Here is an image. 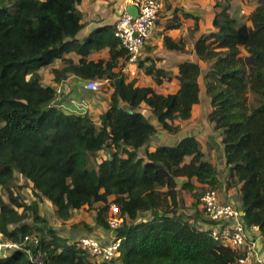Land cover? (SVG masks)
<instances>
[{
  "label": "trees",
  "instance_id": "16d2710c",
  "mask_svg": "<svg viewBox=\"0 0 264 264\" xmlns=\"http://www.w3.org/2000/svg\"><path fill=\"white\" fill-rule=\"evenodd\" d=\"M78 3L0 0V233L14 243L37 236L46 264L237 263L243 252L219 243L182 212L186 207L179 190L191 193L198 208L208 189L222 187L199 142L187 137L176 145L149 149L157 127L142 107H148L160 128L175 133L174 120L190 119L200 102V65H179L176 93L137 86L136 79L128 81L121 72L118 63L126 51L114 36L91 37L84 44L77 40L83 28ZM217 7L215 31L195 43L198 58L212 62L205 76L212 106L208 120L221 135L229 166L227 187L233 182L241 186L242 218L264 239V0L247 16L251 26L239 24L228 5ZM164 44L169 50L185 49L182 41L168 36ZM106 47L110 60L85 59ZM71 52L83 58L78 65L66 61L68 67L54 70L57 82L68 71L83 79L110 81L113 92L99 125L88 113H65L55 103L56 90L42 84L38 71ZM144 69L157 84L168 77L154 63ZM101 151L106 157L92 165L91 157ZM19 175L64 222L75 210L104 204L94 227L82 223L87 230L111 231L107 214L111 205L118 207L123 219L115 231L121 239L120 256L111 263L87 260L72 239L47 224L37 201L27 203L16 193L13 183ZM181 178L185 180L179 188ZM195 214L202 212L197 209ZM38 248L32 250L35 255ZM0 264L38 263L18 250L0 257Z\"/></svg>",
  "mask_w": 264,
  "mask_h": 264
},
{
  "label": "crops",
  "instance_id": "0c3cea01",
  "mask_svg": "<svg viewBox=\"0 0 264 264\" xmlns=\"http://www.w3.org/2000/svg\"><path fill=\"white\" fill-rule=\"evenodd\" d=\"M134 0H79L77 9L81 14L83 28L77 35V40L84 44L89 38L94 40H104L114 36V25L118 16L133 6ZM161 4L158 19L155 28L144 47L140 60H144L145 67L154 63L156 68L163 70L167 78L163 79L161 84H157L152 76L146 75L142 71L139 63V75L136 79L137 86H150L157 92L164 95L176 93L179 89V65L184 62H195L201 67L199 77L200 102L192 110L191 118L188 120L176 119L173 122L178 130L175 133H169L159 127L157 120L151 116L147 106L142 110L151 123L157 127V134L153 142L149 145L150 150H154L160 145H176L183 138L191 137L201 145L205 154V159L210 161L219 172V179L222 187L219 190L220 199L223 202L230 203L239 208L241 202V186H236L233 182L227 187L229 180V166L226 163L224 146L221 142L220 132L214 130V124L209 122L208 116L212 112L211 99L206 93L205 76L210 71L212 62L201 61L195 52V43L205 35L215 31L213 22L216 13L221 9L217 3L228 5V13L235 17L239 24L246 23L251 26L247 16L258 6L259 0H158ZM168 36L174 41H182L185 45L184 51L169 50L164 44V37ZM115 37V36H114ZM245 54V53H244ZM83 58L82 55L75 52L65 54L63 58L56 59L50 66L38 71L42 77L44 86H51L56 90L55 103L60 109L68 114H85L92 116L95 123L99 121L100 116L109 108L111 94L113 92L108 79H83L72 72H66L55 80L54 70H61L68 67L66 61H71L73 65H78ZM87 61L98 62L99 60H110V48L106 47L99 51H92L86 58ZM119 67L122 69L124 59L119 60ZM118 71V68L116 69ZM104 81L107 87L101 92H94L86 89L89 81ZM130 81L131 79H127ZM103 87V86H102ZM163 89L164 91H161ZM97 124V123H96ZM99 125V124H98ZM190 158H187L189 161ZM179 180V186L184 181ZM30 188L32 184H29ZM179 187V188H180ZM32 190V189H31ZM193 199H187V209L189 220L197 224L201 229L208 230V220L204 215L201 205L198 208L193 207ZM51 204V203H50ZM52 205V204H51ZM202 212L198 217L196 210ZM40 210V206H39ZM77 211V210H75ZM94 224V223H93ZM89 223L90 226L94 227ZM81 237H95L106 243L112 238L110 231H105L100 235V231L94 228L89 234L84 231ZM58 233V232H57ZM78 233H70V236H76ZM93 233V235H92ZM60 236L64 235L58 233ZM255 240V250L259 257L264 254V239L260 236L258 229L253 231ZM92 235V236H90ZM79 236V237H80ZM257 236L259 239H257ZM71 239L69 236L66 237ZM235 264H242L239 261ZM246 264H260L257 260H252Z\"/></svg>",
  "mask_w": 264,
  "mask_h": 264
},
{
  "label": "built area",
  "instance_id": "2783aa9c",
  "mask_svg": "<svg viewBox=\"0 0 264 264\" xmlns=\"http://www.w3.org/2000/svg\"><path fill=\"white\" fill-rule=\"evenodd\" d=\"M132 5L138 9L137 16L134 17L124 10L114 25V36L126 51L121 72L131 80L138 78L140 56L155 28L161 8L158 0H134ZM102 86V81H89L86 84V89L101 92ZM200 201L204 215L209 221L208 230L216 241L243 252V258L239 260L242 264L252 260L264 264V254L259 257L255 250L256 236L253 231L258 228L255 226L247 228L242 221L240 208L223 202L220 199L219 191L213 189H208L201 196ZM107 221L113 235L109 242L104 243L95 237H81L71 241L76 243L78 249L99 263H111L120 256L121 239L117 237L115 231L122 225L123 219L120 217L118 207L110 206ZM257 239H259L258 236ZM39 244V239L35 235L26 236L22 243H14L5 240L0 233V257L11 256L13 252L21 250L26 252L30 261L46 264L41 248H38ZM37 248L38 252L35 255L32 250Z\"/></svg>",
  "mask_w": 264,
  "mask_h": 264
},
{
  "label": "rangeland",
  "instance_id": "374dc122",
  "mask_svg": "<svg viewBox=\"0 0 264 264\" xmlns=\"http://www.w3.org/2000/svg\"><path fill=\"white\" fill-rule=\"evenodd\" d=\"M139 62L144 63V60H139ZM144 67L145 66L143 64V69H142L143 72L145 70ZM102 83H103V89L106 88L107 83L104 84V81H102ZM160 90L164 91L163 89H160ZM96 123L98 125L99 121H97ZM152 142H153V140H151L149 145H151ZM153 146H158V144L154 142ZM106 155L107 154L105 151H101L98 154H96L95 156L91 157L92 165L96 166L99 162H101V160H103L106 157ZM13 188L16 191V193H18V195L21 197V199L25 200L27 203L37 201L39 206H40V214L47 221V224L51 228H53L56 232L64 235L65 237L69 236L72 240H76V239L81 238V236H80L81 233H78V232H83L82 234H85V232H84L85 230L89 234L92 232L93 229L87 230L83 226L82 223H85L88 225H89V223H91V224L94 223L93 224V226H94L98 208H100L101 206L102 207L105 206L104 204H96L93 207H84L83 209L73 211L71 219L69 221L64 222L57 217V215L55 213V208L50 204V202L44 196L38 198L35 195H33V192L31 190L29 184L27 182H25L20 175L17 176V179L14 181ZM1 195L5 201L8 200L6 191L2 190ZM179 197L181 199H183V201H185L184 205H185L186 209H187V203H186L187 199L191 198L194 201L196 200L192 197L191 193H189L188 191H185V190H179ZM109 201L110 202L113 201V197H111ZM195 206L196 205L194 203V207ZM182 212L188 216V210L186 212L185 211H182ZM97 230L100 231V233H101L100 235H102V233H105L104 230L101 228L97 227ZM70 233H78V234L76 236H70L69 235ZM92 235H93V233H92ZM92 235H90V236H92ZM87 260H89L91 263H99L96 259L90 257L89 255L87 256Z\"/></svg>",
  "mask_w": 264,
  "mask_h": 264
},
{
  "label": "water",
  "instance_id": "95a60500",
  "mask_svg": "<svg viewBox=\"0 0 264 264\" xmlns=\"http://www.w3.org/2000/svg\"><path fill=\"white\" fill-rule=\"evenodd\" d=\"M126 10H127V12H129L131 15H133L134 17H136L137 14H138V9H137L136 7H134V6H128ZM239 208L241 209V208H242V205H239ZM241 210H242V209H241ZM242 216H243V211H242ZM242 221H243V223L246 225V223H245V221L243 220V218H242Z\"/></svg>",
  "mask_w": 264,
  "mask_h": 264
}]
</instances>
